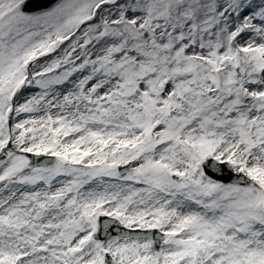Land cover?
I'll list each match as a JSON object with an SVG mask.
<instances>
[{
    "label": "snow or ice",
    "instance_id": "snow-or-ice-1",
    "mask_svg": "<svg viewBox=\"0 0 264 264\" xmlns=\"http://www.w3.org/2000/svg\"><path fill=\"white\" fill-rule=\"evenodd\" d=\"M0 264H264V0H0Z\"/></svg>",
    "mask_w": 264,
    "mask_h": 264
}]
</instances>
